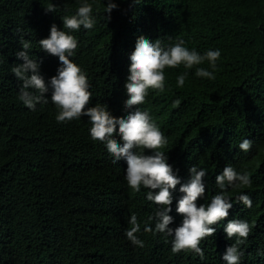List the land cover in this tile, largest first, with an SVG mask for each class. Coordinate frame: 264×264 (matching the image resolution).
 <instances>
[{
  "label": "trees",
  "instance_id": "trees-1",
  "mask_svg": "<svg viewBox=\"0 0 264 264\" xmlns=\"http://www.w3.org/2000/svg\"><path fill=\"white\" fill-rule=\"evenodd\" d=\"M85 2L93 5L95 24L69 33L78 42L70 59L87 75L88 107L104 106L114 117L133 111L124 107V85L140 36L159 39L164 48L183 40L201 55L220 50L214 80L195 75L197 68L213 71L207 61L192 69L166 68L164 90L150 89L138 108L164 133L160 151L181 183L192 166L206 171L197 206L220 194L215 177L224 167L250 175V187L226 188L235 212L216 226L224 228L228 220L253 225L238 245L240 264H264V0H113L110 20L107 0H0V264H222L214 241L229 247L237 239L222 230L221 237L201 241L203 258L173 254L171 236L144 231L154 227L149 217L159 206L146 200L148 189L134 193L127 186L126 162L114 163L105 143L91 140L89 117L58 123L50 101L34 111L20 101L21 82L11 69L23 62L15 55L22 43L30 44L29 58L47 83L61 65L38 41L52 24L68 31L62 18ZM52 4L55 11L47 12ZM185 72L178 87L176 78ZM244 139L252 141L248 152L239 149ZM241 194L249 195L251 208L237 202ZM172 195L169 227L175 229L183 219L175 211L183 195L179 185ZM133 214L142 248L125 235Z\"/></svg>",
  "mask_w": 264,
  "mask_h": 264
},
{
  "label": "clouds",
  "instance_id": "clouds-1",
  "mask_svg": "<svg viewBox=\"0 0 264 264\" xmlns=\"http://www.w3.org/2000/svg\"><path fill=\"white\" fill-rule=\"evenodd\" d=\"M116 7L113 0H107L104 13L109 15L105 20H110V13ZM55 8L56 6L52 4L45 10L54 12ZM92 13V4L87 2L80 4L75 15L62 18L63 28L68 31L58 30L57 26L52 24L48 37L38 41L41 50L58 57L61 65L56 75L47 83L39 73L40 65L36 60L29 58L27 50L30 44L22 43L21 50L15 55L23 62L11 69L21 82L20 101L33 111L38 103L50 101L58 110L55 116L58 123L76 120L82 116L89 117L91 140L105 143L114 163L121 159L126 162L124 179L127 186L134 193L140 192L141 187L148 189L146 200L159 206L155 216L149 217V220H154V227L146 225L144 231L153 235L160 233L171 236L173 254L191 252L203 258L204 253L199 246L201 241L205 238L211 241L217 235L221 237L224 234L221 232L223 230L226 238H237L235 244L227 247L228 243L223 240L222 243L214 241L212 249L217 256L222 257V264H240L242 254L238 251V245L247 239L253 225L243 220H228L224 228H218L216 225L235 212L232 208L233 203L225 194L226 188L250 187L252 184L250 175L247 172L238 173L232 166L224 167L215 177V183L221 190L220 194L214 195L207 206L203 204L197 206L196 202L205 195L206 171L192 166L188 170L189 178L181 183L172 166L167 163V155L160 151L167 144L164 133L152 121L147 111L138 108L145 103L150 89L164 90L166 68L174 69L183 65L185 69H192L207 61L213 71L197 68L195 75L214 80L216 62L221 56L220 50H208L201 55L184 47L183 40L164 48L159 39L151 41L140 36L129 56V75L124 85L128 97L124 101V107L133 111L126 117L117 118L104 106L88 107L92 93L89 91L87 75L70 59L78 48V42L69 33L78 31L81 27L91 30L95 24ZM187 75L185 72L177 76L178 87L184 86ZM49 91L50 98H46L45 94ZM175 103L179 105L180 101L177 100ZM114 136H119L121 142L118 143ZM251 147L252 141L249 139H244L239 144V149L243 152H248ZM146 151L152 154L145 155ZM177 185L183 195L176 202L175 211L183 219L181 224L173 229L169 227L173 223V217L169 213L172 211V193ZM236 200L247 208L252 207V200L247 194L238 195ZM128 223L130 228L126 230V238L133 245L142 248L144 243L136 235L140 231V224L135 214L130 216Z\"/></svg>",
  "mask_w": 264,
  "mask_h": 264
}]
</instances>
